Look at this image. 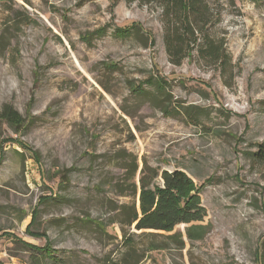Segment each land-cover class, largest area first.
<instances>
[{"label": "rangeland", "instance_id": "374dc122", "mask_svg": "<svg viewBox=\"0 0 264 264\" xmlns=\"http://www.w3.org/2000/svg\"><path fill=\"white\" fill-rule=\"evenodd\" d=\"M201 23L224 66L199 42L172 64L158 0H0V109L25 121H0V263L264 264V0ZM143 162L194 181L202 238L127 223Z\"/></svg>", "mask_w": 264, "mask_h": 264}, {"label": "trees", "instance_id": "16d2710c", "mask_svg": "<svg viewBox=\"0 0 264 264\" xmlns=\"http://www.w3.org/2000/svg\"><path fill=\"white\" fill-rule=\"evenodd\" d=\"M12 1V0H2ZM149 2L150 0H141ZM166 16V25L163 35L166 53L169 61L180 65L182 60L190 55L192 46L201 43L200 53L204 58H209L213 63L224 66L228 62V55L224 43L214 41L204 35L205 26L195 27V21L202 17L206 0H158ZM125 32V31H122ZM143 93V92H141ZM0 121L14 131L25 123L21 114L8 103L0 109ZM17 127V128H16ZM2 142L0 141V155ZM257 151L254 153L259 158H264V141L256 143ZM138 166L135 164L133 175ZM138 204H133L130 211L128 224H133L137 230H153L170 232L179 224H188L185 233L188 239H200L207 232L202 222L206 210L201 204L198 189L194 181L181 169L159 170L148 166L145 162L139 171L137 180ZM35 220V214L29 223L26 233L40 236L39 233L30 231ZM32 249L42 253L52 264H61V259L54 254L49 244L38 247L26 244ZM2 264V263H0Z\"/></svg>", "mask_w": 264, "mask_h": 264}]
</instances>
